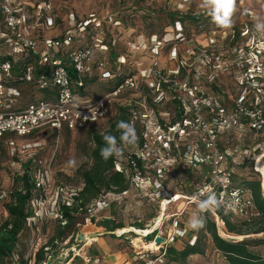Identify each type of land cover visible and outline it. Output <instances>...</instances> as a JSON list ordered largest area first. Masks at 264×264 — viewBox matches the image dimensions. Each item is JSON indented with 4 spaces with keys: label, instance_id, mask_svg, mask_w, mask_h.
Instances as JSON below:
<instances>
[{
    "label": "rangeland",
    "instance_id": "374dc122",
    "mask_svg": "<svg viewBox=\"0 0 264 264\" xmlns=\"http://www.w3.org/2000/svg\"><path fill=\"white\" fill-rule=\"evenodd\" d=\"M51 1L64 20L73 12L78 24L90 22L84 36L78 35L79 31L74 29L73 50L94 46L98 39L106 47L104 50L95 48V64L90 75L94 82L87 85L88 98L93 100L106 95V88L116 83L114 80L117 78L106 80L102 77L96 65L100 61L105 63V70L118 78L131 75L138 79L135 89L125 88L113 97L107 118L91 127L104 132L119 107H129L134 112L132 124L138 132L137 143L122 146L123 155L118 158L120 169L130 178L131 188L124 195L105 194L100 197L89 207L87 214L78 216L77 234L95 238L91 236L92 227L106 229L102 224L112 220L116 225H124L123 230H116L111 232L113 235L105 237L114 251L116 248L120 250L117 264H169L163 258L162 244H157L156 239L161 237L168 245L180 247L195 240L194 230L187 228V221L192 213L198 212L192 196L201 190L209 191L204 189L208 167H194L190 163L196 153H202L199 127L186 128L184 121L174 128L171 126L181 109H184L188 121L194 117L186 94L179 88L163 85L160 91L152 88L149 93L145 91V87L150 86L149 82L146 79L142 81L141 72H150L156 65L166 75H173L178 83L195 84L211 101L232 108L243 96L241 85L245 79V69L235 51L238 47L230 39L232 27L239 22L238 14H233V26L223 29L212 22L201 7V0ZM241 5L252 8L257 17L264 18V0H244L242 3L236 0V7ZM174 16L198 19L196 22L186 20L181 26ZM214 31L220 34L215 36ZM60 33L62 35L64 29L47 32L46 36H59ZM21 88L25 102L45 97L43 92L30 90L28 84ZM203 116L207 117L206 111ZM88 129L59 134L42 131L33 138L16 139V149L8 146L11 137L3 141L0 153V224L8 218L6 205L11 201V191L17 188L16 178L23 175V165L33 160V176L39 173L43 179L42 187L33 192L31 207L34 216L28 220L19 236L16 251L6 264H35L37 251L54 235L60 219V207L71 201L74 189L81 187L77 171L88 162L92 149ZM141 138L147 145L145 151L139 147ZM219 140L221 152L230 161H246L244 166L236 167L235 185H243L246 179L261 181V174L256 169L259 158L264 165L263 136L248 132L245 137L243 132L231 127L221 132ZM133 155L144 157V171L139 179L129 167ZM262 193L264 195V191ZM177 195L184 199L173 201ZM177 221L180 224L176 228ZM217 227L218 232L221 229L226 233L225 227ZM146 235L149 236L144 237ZM170 236L178 239V243L170 242ZM70 240L52 251L55 264H106L94 241V244H88V239L80 240L75 235L72 243ZM141 240L156 246L148 249L139 243ZM203 248L204 256H192L187 264H227L210 238L204 241ZM255 251L264 257V246Z\"/></svg>",
    "mask_w": 264,
    "mask_h": 264
},
{
    "label": "built area",
    "instance_id": "2783aa9c",
    "mask_svg": "<svg viewBox=\"0 0 264 264\" xmlns=\"http://www.w3.org/2000/svg\"><path fill=\"white\" fill-rule=\"evenodd\" d=\"M243 1L239 0L240 3ZM234 13L238 14L239 22L232 27L230 39L238 47L235 51L245 69V79L241 85L243 96L232 108L211 101L195 84L178 83L173 75H166L156 65L150 72H141V78L149 82L150 91L152 88L160 91L163 85L179 88L186 94L194 117L189 121L185 118L184 126H198L201 132L199 143L202 153L192 157L191 165L208 167L204 189L222 198L220 208L238 219L251 220L259 216L253 193L248 188H239L234 181L236 167L244 166L246 161H230L220 150L219 136L222 131L235 127L245 137L248 132L264 137V18L257 17L252 8L244 5L235 7ZM75 20L73 12L64 20L51 0H0V146L8 135L11 136L8 146L16 149V139H27L42 131H55L58 134L82 131L107 118L111 101L121 90L137 87L138 79L130 76L125 78L117 92L93 100L75 94L69 68L75 69L80 76L91 75L95 48H106L104 42L98 39L94 46L73 50L74 29L79 31L78 35H83L90 24L87 21L78 24ZM58 28L64 29L62 35L46 36L47 32L55 33ZM218 34L219 31H214L213 35ZM96 65L104 79L116 78V74L104 69L103 61ZM20 67L21 70L18 69ZM27 84L30 90L43 94L48 91V96L25 102L21 87ZM82 85L80 82L79 86ZM204 111L207 112L206 118ZM141 149L147 150V145ZM133 156L143 162L144 169V157ZM133 156L130 157L129 167L139 179L143 171L131 159ZM116 170L123 171L119 165ZM40 176L39 173L34 175L38 187H42L43 179ZM209 211L216 218L217 225L224 227L215 210ZM179 224L177 221L175 227ZM174 240V236H170L169 241ZM167 246V242L162 244V250Z\"/></svg>",
    "mask_w": 264,
    "mask_h": 264
},
{
    "label": "trees",
    "instance_id": "16d2710c",
    "mask_svg": "<svg viewBox=\"0 0 264 264\" xmlns=\"http://www.w3.org/2000/svg\"><path fill=\"white\" fill-rule=\"evenodd\" d=\"M173 18H176L178 20H175L176 23L178 22L181 26L186 20L196 22L198 19L197 17L191 16H174ZM88 47L90 46L82 48ZM69 73L73 81L75 94L80 98H88L86 92L87 85L89 82H94V80L90 79V75H78L77 71L72 68H69ZM116 78L117 79L114 80L116 83L106 88V95L116 92L127 76H120L119 78L116 76ZM80 82H82V86H79ZM145 91L150 93L149 88L145 87ZM44 95L47 97L48 91H45ZM133 114L134 112H132L131 108L119 107L116 116L109 122V126L104 132L95 131L91 128L94 125L89 126V129L86 128L88 129L89 136H91L90 141L92 143V149L88 162L77 171L78 183H80L81 187L74 189L75 192L73 193L71 201L60 207V219L57 221V228L54 235L47 245L37 251L35 255V264H46L49 257H52V251L54 250L55 252L59 244H64L69 238H71L70 243H72L73 235L79 236L77 234V226L79 224L78 216L87 214L89 207L98 201L100 197L105 194L124 195L131 188V181L126 172H118V170H116L118 157L113 156L105 160L101 157L100 151L101 148L105 146L103 140L105 134L115 135L118 143H120V132L117 130L116 124L121 120L133 123ZM185 118L184 109H181L178 119L174 121L171 126L174 127V125L183 123ZM65 132L72 133L70 131ZM36 135H38V133L28 138H33ZM6 137L11 136L8 135ZM6 137H4L1 142L0 153L2 152V144ZM144 145L145 143L141 138L139 147L143 148ZM131 159L137 162L141 172L144 171L143 162L141 160L136 156H133ZM33 165V160H29L23 165V175L16 178L17 188H13L9 195L11 201L6 205L8 218L0 225V264H6V260L13 256L20 234L25 230L28 220L34 216L31 201L33 199V192L37 190L38 184H36L33 176ZM67 179L70 180V178ZM240 187H245L252 191L255 208L259 216L251 220L238 219V217L226 213L222 208L215 209V214L224 223L227 235L241 237L244 238V240L234 242L222 237L218 232L217 223L211 218V212L208 211L204 217V227L199 230H194L193 232L197 239L193 245H191L190 242H187L184 247L168 245L166 249L162 251L163 258L167 263L187 264L188 259L192 256H204V241L210 238L213 246L227 264H264V257L255 251L256 248L264 246V237L258 238V236L264 234V195L262 193V182L246 179L239 188ZM102 225L108 232L124 229L123 224L116 225L112 220H106ZM174 241L178 243V239Z\"/></svg>",
    "mask_w": 264,
    "mask_h": 264
},
{
    "label": "clouds",
    "instance_id": "9594fccd",
    "mask_svg": "<svg viewBox=\"0 0 264 264\" xmlns=\"http://www.w3.org/2000/svg\"><path fill=\"white\" fill-rule=\"evenodd\" d=\"M201 7L218 27L229 29L233 26L232 17L236 7V0H201ZM116 128L120 132V143H118L115 135L105 134L103 136L105 146L101 148L100 155L105 160L113 156L122 157V145H135L137 143L138 137L135 126L132 123L121 120L117 122ZM69 163H74V161H69ZM157 187L159 188L160 185L157 184ZM192 200L196 202L198 212L192 213L187 221V228L199 230L205 225L203 213L220 208L222 198H218L213 191L201 190L192 196Z\"/></svg>",
    "mask_w": 264,
    "mask_h": 264
},
{
    "label": "crops",
    "instance_id": "0c3cea01",
    "mask_svg": "<svg viewBox=\"0 0 264 264\" xmlns=\"http://www.w3.org/2000/svg\"><path fill=\"white\" fill-rule=\"evenodd\" d=\"M121 230H119V231H121ZM107 234L113 235V233L107 232L106 229L99 228L96 226L92 227L91 236L95 237L92 239L94 240L95 244H97L98 248L101 250V252H102L101 254H102V258L104 259V263H106V264H117L118 256L121 253H120L119 249L116 248V250L114 251L113 248L111 247V245H109L107 238L105 239ZM92 244H94V243H92Z\"/></svg>",
    "mask_w": 264,
    "mask_h": 264
},
{
    "label": "water",
    "instance_id": "95a60500",
    "mask_svg": "<svg viewBox=\"0 0 264 264\" xmlns=\"http://www.w3.org/2000/svg\"><path fill=\"white\" fill-rule=\"evenodd\" d=\"M262 190L264 191L263 185H262ZM219 234H222L223 235L222 237H224V238H226L228 240L234 241V242L243 241L244 240V238H241V237H228L226 235V233L223 232L221 229H219ZM261 236L264 237V234H262ZM78 238L80 240H85V238L81 234L78 236ZM156 243L157 244H165L166 243V240L164 238L158 237L156 239ZM46 264H55L53 257H50L49 260L46 262Z\"/></svg>",
    "mask_w": 264,
    "mask_h": 264
},
{
    "label": "bare ground",
    "instance_id": "6f19581e",
    "mask_svg": "<svg viewBox=\"0 0 264 264\" xmlns=\"http://www.w3.org/2000/svg\"><path fill=\"white\" fill-rule=\"evenodd\" d=\"M263 156V155H262ZM258 159V158H257ZM263 159V158H262ZM257 168H258V172H260V174H261V181H262V185H263V188H264V165H262L261 164V159H259V161H258V166H257ZM180 199H184L183 197H181V196H178V197H176V199L174 200L175 202H177L178 200H180ZM164 212H166V211H164ZM163 216L162 217H164V214H162ZM161 220V219H160ZM162 222H163V219L161 220ZM161 222V223H162ZM160 223V224H161ZM91 232V231H90ZM84 233V232H83ZM93 234V233H92ZM86 239H88V244H91L94 240L92 239V238H87V237H85ZM139 243H141V244H143L144 245V247H147L148 249H152V247H154V246H156L154 243H150V244H146V243H143L142 242V240L141 241H139Z\"/></svg>",
    "mask_w": 264,
    "mask_h": 264
}]
</instances>
